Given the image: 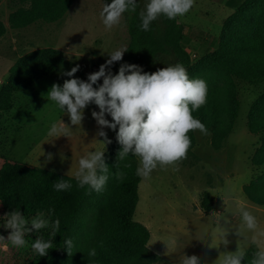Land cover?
<instances>
[{"label":"rangeland","instance_id":"1","mask_svg":"<svg viewBox=\"0 0 264 264\" xmlns=\"http://www.w3.org/2000/svg\"><path fill=\"white\" fill-rule=\"evenodd\" d=\"M106 3L111 0H72L66 13L57 20L41 18L25 26L13 27L10 14L19 6H29L30 0H0V19L7 25L6 33L0 37V87L8 80L16 61L38 48L62 49L68 59L81 63L89 74L98 71L110 58L108 53L127 49L130 42L128 12L122 15L119 25L106 30L100 17ZM237 6L236 0H195L193 8L178 17L190 25L187 46L194 66L188 73L189 78L205 80L207 93L211 90L224 93L231 84L236 85L238 106L231 130L220 148L213 145L210 129L207 128V135L199 130L190 131L191 147L186 159L175 166L157 167L149 178H142L135 219L151 231L148 245L162 256V261L155 264H180L184 255L199 257L200 264H215L221 252L236 251L239 240L241 245L247 244L246 252L252 244L253 233H247L245 241L233 230L226 237L230 241L227 247L219 246L214 231L218 221L212 215L224 210L222 199L226 195L232 197L229 206L233 210L245 208L252 212L259 230L264 231V204L251 200L244 189L252 181L263 182L262 177L258 178L263 175L264 165H256L253 159L255 155H264V131L251 128L249 114L256 103V107L264 104L261 98L264 84H250L237 72H255L264 63V2L248 14L247 22L233 18L232 32L226 31V19L233 15ZM221 37H227L226 44L220 43ZM256 40L262 41L261 51L247 47ZM63 83L52 77H42L14 94V107L0 118V154L75 176L82 156L98 149L106 153L116 132L102 129L111 143L104 147L98 142L104 138L97 135L101 129L91 115L92 111H99L95 104L85 108L82 124L77 127L71 125L66 113L48 100L51 86L59 84L62 87ZM106 119L111 121L110 116L106 115ZM60 120L71 131L67 137H50L47 133L51 124ZM109 189L110 178L103 192L94 191L84 201L68 236L74 244L71 255L64 245L56 242L48 227L26 234L27 244L23 248L0 241V262L40 264L44 259L55 258L57 264H81V237L101 215ZM205 190L214 196L215 211L206 212L201 206ZM35 216H24L29 227ZM229 216L231 227H237L239 217ZM6 219L0 203V236L5 240L11 232L3 227ZM36 238L52 241V248L44 257L31 249ZM258 239L264 243V237Z\"/></svg>","mask_w":264,"mask_h":264},{"label":"trees","instance_id":"2","mask_svg":"<svg viewBox=\"0 0 264 264\" xmlns=\"http://www.w3.org/2000/svg\"><path fill=\"white\" fill-rule=\"evenodd\" d=\"M146 2L147 0H137L136 11L128 12L130 34L128 51L123 54L121 61L111 66L112 73L117 74L121 64H136L143 72L153 73L177 63L182 64L187 73H190L194 66L192 54L187 46L190 25L180 21L178 17L169 20L161 15L152 22L150 31L141 30L139 14ZM236 2L238 4L236 11L225 22V30L229 32L233 29V18L247 22L248 14L253 13L264 0ZM71 3L72 0H30L29 6H19L10 14V24L13 27H21L41 18L57 20L66 13ZM6 31L7 25L0 19V37ZM220 41L226 44L227 37H221ZM247 47H256L261 51L262 41L256 40ZM77 65L79 70L73 77L63 75ZM237 72L250 84H264V63L255 72L249 70ZM88 75L81 63L68 59L60 48L49 46L32 50L16 61L10 69L8 80L0 87V118L5 111H10L14 107L16 92L29 87L42 77H52L64 82L72 78L87 81ZM98 83H102V80ZM237 92V87L233 84L224 93L211 90L207 93L206 103L192 113L194 118L199 119L212 131L213 145L216 148L221 147L231 130L237 113ZM261 98L264 99V93ZM256 106L257 103L249 114V123L252 129L264 131V104ZM120 150L121 145L115 137L104 156L110 178L106 205L101 210L98 220L93 221L81 237L79 243L81 264H155L162 261V256L148 245L151 238L149 227L135 219L142 180V177L136 175L138 157L130 154L125 160L120 161L118 160ZM253 160L258 166L264 165V155H255ZM117 171L125 173L122 181L116 179ZM261 177L263 182L252 181L244 189L251 200L264 204V172L258 179ZM60 179L68 181L72 185L71 189L56 191L53 185ZM88 192L92 194L94 191L87 186L80 188L75 176L0 154V203L3 212L7 214L19 210L24 216L43 213L50 223L59 219V231L54 238L61 246L68 239L84 201L91 195L86 194ZM214 201L212 193L205 190L201 200L203 210L210 212L214 208ZM49 209L53 211L49 213ZM91 249L96 251L94 257L89 256ZM256 250V244L252 243L245 252L242 264H251ZM0 264L16 263L5 260ZM40 264H57V260L48 258Z\"/></svg>","mask_w":264,"mask_h":264},{"label":"clouds","instance_id":"3","mask_svg":"<svg viewBox=\"0 0 264 264\" xmlns=\"http://www.w3.org/2000/svg\"><path fill=\"white\" fill-rule=\"evenodd\" d=\"M194 4L195 0H147L139 14L140 28L145 32L150 31L152 22L161 15L169 20L182 17ZM137 6V0H111V3H106L100 12L105 29L110 31L119 25L122 15L129 11L135 12ZM126 51H128L126 48H120L108 53L110 58L100 65L98 71L89 74L87 81L72 78L65 80L62 87L53 84L47 92V97L60 111L68 115L71 125L77 127L82 124L85 108L95 104L99 111H92L91 115L101 129L97 135L104 138L102 142H98L104 147L106 143H111L107 133L102 129L115 131L116 140L121 145L118 160L123 161L130 154L138 157L136 175L147 179L157 167L163 169L175 166L187 158L191 147L188 135L190 131L199 130L201 134H208L206 126L192 115L206 103L208 88L205 80L190 79L186 68L180 63L158 69L153 73L143 72L136 64H121L118 73L113 74L111 66L114 62L121 61ZM78 70L79 65L63 75L73 77ZM101 80L102 83H98ZM106 115L111 117V121L106 119ZM70 131L69 126L60 120L51 124L47 134L55 138L67 137ZM104 156L105 151L98 149L88 152L79 159L75 179L80 188L87 186L96 193L103 192L109 179V167ZM115 176L117 180L122 181L125 173L117 171ZM53 187L56 191H67L72 185L60 179ZM231 200L232 197L226 195L222 199L223 215L222 212L212 215L218 221L214 231L219 246L223 244L225 248L227 247L230 241L226 237L233 230L245 241L248 239L247 233H253L251 241L256 244L257 250L253 253L251 264H264V243H260L258 239L264 237V231L259 230L257 218L252 212L245 208L233 210L229 206ZM52 211L49 209V213ZM229 214L239 217L237 227H231L232 220ZM5 217L7 219L3 227L10 229L11 232L6 240L0 236V241L17 248L26 246V234L51 227L52 235L55 236L60 227L59 219L50 223L43 213H37L31 220L30 227L19 210L5 214ZM239 241L236 251L221 252L215 264H242L247 244L241 245ZM64 245L68 255H71L73 240L66 239ZM51 248V240L36 238L31 244V249L41 257L46 256ZM95 255V249H91L89 256ZM180 264H200V258L195 255H184Z\"/></svg>","mask_w":264,"mask_h":264},{"label":"water","instance_id":"4","mask_svg":"<svg viewBox=\"0 0 264 264\" xmlns=\"http://www.w3.org/2000/svg\"><path fill=\"white\" fill-rule=\"evenodd\" d=\"M213 211H215V209H213Z\"/></svg>","mask_w":264,"mask_h":264}]
</instances>
